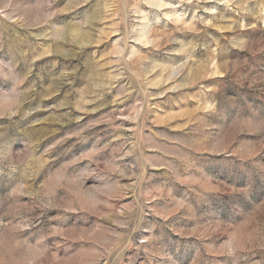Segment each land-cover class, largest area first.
<instances>
[{
  "label": "rangeland",
  "instance_id": "obj_1",
  "mask_svg": "<svg viewBox=\"0 0 264 264\" xmlns=\"http://www.w3.org/2000/svg\"><path fill=\"white\" fill-rule=\"evenodd\" d=\"M0 264H264V0H0Z\"/></svg>",
  "mask_w": 264,
  "mask_h": 264
}]
</instances>
